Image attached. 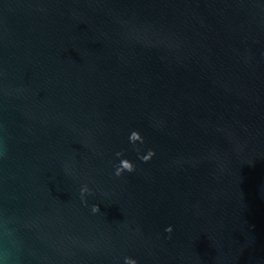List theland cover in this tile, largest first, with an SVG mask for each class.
<instances>
[{
	"label": "water",
	"instance_id": "obj_1",
	"mask_svg": "<svg viewBox=\"0 0 264 264\" xmlns=\"http://www.w3.org/2000/svg\"><path fill=\"white\" fill-rule=\"evenodd\" d=\"M126 257L264 264V0H0V264Z\"/></svg>",
	"mask_w": 264,
	"mask_h": 264
},
{
	"label": "clouds",
	"instance_id": "obj_2",
	"mask_svg": "<svg viewBox=\"0 0 264 264\" xmlns=\"http://www.w3.org/2000/svg\"><path fill=\"white\" fill-rule=\"evenodd\" d=\"M129 140H130V143H132L133 145H136L137 143L142 144L144 142L143 137L138 132H135V131L130 134ZM137 152H139V149H137ZM116 155L118 158H121L120 164L117 165L116 167V171H115L116 176L119 177V176H122L125 172L131 173L135 171L134 164L130 162L128 159L123 158L124 157L123 152H118ZM154 156H155V152L152 150H149L148 154L145 156H141L140 159L144 161L145 163H147V162H150ZM90 194H92L91 190L89 189L87 185H84L81 188V198L83 199L84 197ZM85 203H86V200H85ZM92 211L93 213H99L101 210H100V207L97 205V206H93ZM166 231L168 233H171L173 229L171 227H168ZM125 264H137V261L126 257Z\"/></svg>",
	"mask_w": 264,
	"mask_h": 264
}]
</instances>
